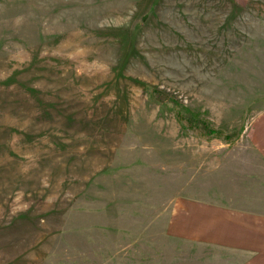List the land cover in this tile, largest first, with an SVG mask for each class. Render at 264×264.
<instances>
[{"label":"rangeland","instance_id":"obj_1","mask_svg":"<svg viewBox=\"0 0 264 264\" xmlns=\"http://www.w3.org/2000/svg\"><path fill=\"white\" fill-rule=\"evenodd\" d=\"M259 214L264 0H0V264H264Z\"/></svg>","mask_w":264,"mask_h":264},{"label":"trees","instance_id":"obj_2","mask_svg":"<svg viewBox=\"0 0 264 264\" xmlns=\"http://www.w3.org/2000/svg\"><path fill=\"white\" fill-rule=\"evenodd\" d=\"M148 91H149V95H152L155 98H159L160 100H163L165 102H167L176 112V118L179 122L182 123V125L184 127L189 126L192 129L193 128H200L203 129L205 132H207L208 134H220V131L215 130L211 127L210 122H208L206 119L204 118H200L197 117L191 112V110L186 107L183 104H179L176 100H171L170 98L163 96V93H161V90H159L158 88H151L148 87ZM187 111V112H186ZM210 129V130H207ZM235 136V137H234ZM231 136V135H227L228 139L232 140V139H237L238 134ZM234 137V138H233Z\"/></svg>","mask_w":264,"mask_h":264},{"label":"crops","instance_id":"obj_3","mask_svg":"<svg viewBox=\"0 0 264 264\" xmlns=\"http://www.w3.org/2000/svg\"><path fill=\"white\" fill-rule=\"evenodd\" d=\"M236 218H237V219H240V218H247V219H249L250 216H249V214L241 213V212H230V211L227 212V214H226V219L228 220V222H229L230 224H232L231 219H236ZM256 218H259V219H260V223H259V225L264 227V215H263V214L256 215ZM237 222H238V223H235V225H236V229L241 228V229H242V230H241L242 233H244V231H245V233H246L247 231H249V227L244 226L242 223L240 224L239 221H237ZM258 232H260V231H258ZM260 246H261V248L264 249V244H261ZM261 248H260V249H261Z\"/></svg>","mask_w":264,"mask_h":264}]
</instances>
